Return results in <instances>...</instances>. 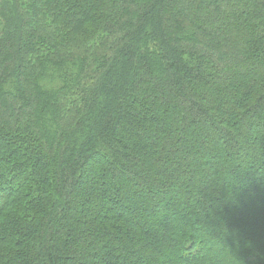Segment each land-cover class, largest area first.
Masks as SVG:
<instances>
[{
    "label": "trees",
    "instance_id": "obj_1",
    "mask_svg": "<svg viewBox=\"0 0 264 264\" xmlns=\"http://www.w3.org/2000/svg\"><path fill=\"white\" fill-rule=\"evenodd\" d=\"M0 264H264V0H0Z\"/></svg>",
    "mask_w": 264,
    "mask_h": 264
},
{
    "label": "rangeland",
    "instance_id": "obj_2",
    "mask_svg": "<svg viewBox=\"0 0 264 264\" xmlns=\"http://www.w3.org/2000/svg\"><path fill=\"white\" fill-rule=\"evenodd\" d=\"M4 103H5V101H3V100H0V108H2V107H3Z\"/></svg>",
    "mask_w": 264,
    "mask_h": 264
}]
</instances>
